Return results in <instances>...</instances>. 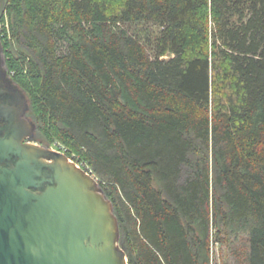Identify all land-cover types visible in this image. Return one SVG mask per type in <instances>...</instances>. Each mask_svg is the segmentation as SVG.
<instances>
[{
  "label": "trees",
  "instance_id": "1",
  "mask_svg": "<svg viewBox=\"0 0 264 264\" xmlns=\"http://www.w3.org/2000/svg\"><path fill=\"white\" fill-rule=\"evenodd\" d=\"M2 2L36 140L96 176L128 264H212L214 235L264 264V0Z\"/></svg>",
  "mask_w": 264,
  "mask_h": 264
},
{
  "label": "water",
  "instance_id": "2",
  "mask_svg": "<svg viewBox=\"0 0 264 264\" xmlns=\"http://www.w3.org/2000/svg\"><path fill=\"white\" fill-rule=\"evenodd\" d=\"M0 264H128L112 201L66 153L35 143L0 38Z\"/></svg>",
  "mask_w": 264,
  "mask_h": 264
},
{
  "label": "rangeland",
  "instance_id": "3",
  "mask_svg": "<svg viewBox=\"0 0 264 264\" xmlns=\"http://www.w3.org/2000/svg\"><path fill=\"white\" fill-rule=\"evenodd\" d=\"M4 4H5L4 2L1 3L0 12L2 13H3ZM3 24H4L3 22L0 23V31L4 28ZM129 31L131 34H136L140 38V40L146 45H150V42L151 41L153 42L154 40H156L158 36V29L152 26H132L131 28H129ZM146 47L150 50V46H146ZM66 48H67V45L65 43L59 42V54L60 55L61 54L63 55L66 52ZM28 117L30 118V120L35 122L33 115L31 113V108H30V113L28 114ZM36 137L38 139V132L36 133ZM35 143L46 147V145L42 144L41 141L39 140H36ZM49 148L56 150V151H62V152L64 151L58 145H53ZM72 161L75 162V160H72ZM223 238H224V241L228 240L226 237H223ZM213 240L214 241H213V248H212V264H236V258H234L235 254H239L241 251L243 253H246L249 247L248 242H247L248 237L245 235L240 236L238 239H233L229 243L225 242L224 244L218 241L215 235H214Z\"/></svg>",
  "mask_w": 264,
  "mask_h": 264
},
{
  "label": "flooded vegetation",
  "instance_id": "4",
  "mask_svg": "<svg viewBox=\"0 0 264 264\" xmlns=\"http://www.w3.org/2000/svg\"><path fill=\"white\" fill-rule=\"evenodd\" d=\"M11 79H12V77H11ZM12 81H13V83L14 84H16L15 82H14V80L12 79ZM0 84H1V81H0ZM17 85V84H16ZM0 103H2V101H0ZM30 113V110L27 112V115H26V118H28L29 120H30V118L28 117V114ZM32 121V120H31ZM1 125H3V123H0V126Z\"/></svg>",
  "mask_w": 264,
  "mask_h": 264
},
{
  "label": "built area",
  "instance_id": "5",
  "mask_svg": "<svg viewBox=\"0 0 264 264\" xmlns=\"http://www.w3.org/2000/svg\"><path fill=\"white\" fill-rule=\"evenodd\" d=\"M4 25H5V24H3V27H4ZM5 27L7 28L8 25L6 24ZM80 166H81V165H80ZM81 167L85 168L88 172H90V173L93 174V172H92L88 167H86V166H81Z\"/></svg>",
  "mask_w": 264,
  "mask_h": 264
}]
</instances>
